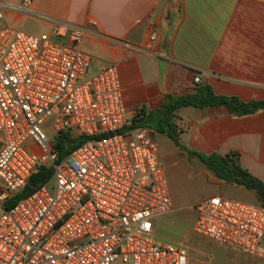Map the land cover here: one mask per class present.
<instances>
[{"label": "built area", "instance_id": "built-area-1", "mask_svg": "<svg viewBox=\"0 0 264 264\" xmlns=\"http://www.w3.org/2000/svg\"><path fill=\"white\" fill-rule=\"evenodd\" d=\"M85 37L66 23L29 35L0 10V264H189L155 235L173 203L154 131L125 129L141 109L127 110L116 64L93 70ZM62 133L88 141L62 158ZM39 168L52 176L7 207ZM192 211L195 234L260 255L263 206L213 196Z\"/></svg>", "mask_w": 264, "mask_h": 264}, {"label": "crops", "instance_id": "crops-1", "mask_svg": "<svg viewBox=\"0 0 264 264\" xmlns=\"http://www.w3.org/2000/svg\"><path fill=\"white\" fill-rule=\"evenodd\" d=\"M0 10L6 25L33 36L51 32L56 23L84 29L93 70L118 66L130 113H155L169 97L192 93L197 85L246 103L264 101V0H0ZM153 34L158 41L148 51ZM175 125L180 151L196 158L200 179L216 187L209 197L227 198L228 186L244 188L219 180L198 155L235 152L241 167L264 183V110L237 117L225 107H186ZM170 192L173 211L157 221L156 237L159 227H173L171 232L195 220ZM253 200L245 202L259 204L255 193ZM195 235L189 264H222L215 260L229 251L243 254ZM263 248L264 240L260 255Z\"/></svg>", "mask_w": 264, "mask_h": 264}, {"label": "trees", "instance_id": "trees-1", "mask_svg": "<svg viewBox=\"0 0 264 264\" xmlns=\"http://www.w3.org/2000/svg\"><path fill=\"white\" fill-rule=\"evenodd\" d=\"M186 107L198 109L225 107L231 114L243 117L264 110V101L246 103L237 97L217 95L208 85H197L192 93L169 97L155 113L147 114L142 109L137 116L128 121L125 129H152L157 133L166 135L177 147L183 149L179 139L180 132L177 130L175 121L177 120V112ZM87 141L88 138L83 136L72 138L69 133H62L57 139V150L59 155L64 158ZM198 157L219 180L254 192L259 203L257 205L264 207V183L241 167L237 153L232 152L225 156L219 154L198 155ZM51 176L52 170L39 168L33 174L26 188L9 198L7 207H11L21 198L31 195L36 189L45 184Z\"/></svg>", "mask_w": 264, "mask_h": 264}, {"label": "rangeland", "instance_id": "rangeland-1", "mask_svg": "<svg viewBox=\"0 0 264 264\" xmlns=\"http://www.w3.org/2000/svg\"><path fill=\"white\" fill-rule=\"evenodd\" d=\"M89 75H93V72H90ZM153 139L158 145L170 189L180 199V205L193 212L192 208L207 199L210 195H213L216 187L200 179L197 172L199 169L196 166L199 164L197 159L188 156L184 151L181 152V149L166 135L155 133ZM0 185L2 184L0 183ZM228 190L229 193L225 194L228 196L227 198H235L243 202H255L253 200V192L234 186H228ZM190 221L185 222L181 228L174 229L171 232L169 229L173 227L168 226V229L166 226L159 227L156 230L157 240L164 244L187 248L191 257L190 249L196 235L192 231L193 221ZM216 261L222 262V264H264V253L259 256H248L229 251L228 256L223 255L221 258H217Z\"/></svg>", "mask_w": 264, "mask_h": 264}]
</instances>
